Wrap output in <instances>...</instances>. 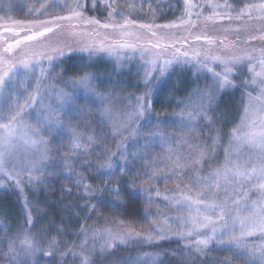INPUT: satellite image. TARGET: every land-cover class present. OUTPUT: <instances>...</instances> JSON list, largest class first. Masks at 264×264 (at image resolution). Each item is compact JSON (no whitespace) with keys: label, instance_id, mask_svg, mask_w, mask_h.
Listing matches in <instances>:
<instances>
[{"label":"snow or ice","instance_id":"obj_1","mask_svg":"<svg viewBox=\"0 0 264 264\" xmlns=\"http://www.w3.org/2000/svg\"><path fill=\"white\" fill-rule=\"evenodd\" d=\"M104 2L111 9L108 22L85 16L82 0H44L39 7L30 9L36 17L34 19H0V187L5 186L6 178L23 191L22 184L42 183L50 166L61 165V174H66L69 179L74 175L73 183L91 198L96 190L85 182L78 165H86L89 170L112 178L113 158L118 156L124 162L120 171L129 175L127 141L135 142L144 136L145 149L156 144L166 147L158 156H151L148 151L131 153V162L134 165L136 160L141 161L147 180L124 182L130 201L126 207L131 211L136 198L143 193L144 202L148 205L144 210L145 218L155 216L156 219H153L152 227L145 230H137L124 221L113 225L106 223L100 228L82 226L77 234V251L75 244H65L62 248L55 237L42 241L38 238L39 233L33 234V216L25 200V224L16 230L15 235H9L10 230L0 225V262L39 264L42 255L53 260L59 258L60 264H66L69 257L74 264L77 260L79 264H102L97 257L105 253L111 255L117 242L119 245L154 246L160 241H172L177 244V248L171 250L172 254L182 256L192 264L206 258L213 250L234 252L246 264H264V48L239 52L234 51L235 45H225V54L215 52L211 47L191 53L182 52L174 44L165 42L174 40V33L171 36L159 35L155 29L195 26L191 19V9L195 5L190 0H184L189 18L179 24L165 25L138 24L124 17L123 13H119L123 22H116L115 0ZM209 6L213 9L230 7L227 3ZM57 8L66 14L39 18ZM216 15L219 13L206 17V22L214 21ZM227 19L246 22L264 19V0L246 4L235 17L229 14ZM136 28L146 30L155 38L147 41L150 47L129 41V38L141 40L140 33L132 30ZM65 29L68 36L85 37L87 42L76 49L66 40L53 39L64 34ZM101 30H104L103 34ZM109 31L119 38L110 39ZM259 31V36L248 39L264 41V29ZM201 39L209 45L215 44L208 36L195 37L197 41ZM170 49L173 50L171 58H168ZM73 51L88 53L90 60L99 53H105L115 58L118 65L139 55L144 69L145 92L134 98H124L127 99L126 109L117 111L115 102L121 97L98 92L93 73L85 72L79 77L63 79V59ZM174 64H192L198 71L210 73L212 83L204 90L197 89L201 95L195 102L177 101L181 105L180 110L161 118L152 111L153 90L164 83ZM214 65L220 71H216ZM244 66H247L250 76L237 85L233 76L242 74ZM57 77L61 84L71 87L78 95L58 87ZM236 88H254L257 91L256 95L251 91L244 93L247 98L244 114L228 134L223 164L210 167L203 174V165L216 159L222 129L216 128L214 135L209 134V144L207 139L199 138L201 121L211 128L216 118L209 113L214 111L222 94ZM81 95L85 101L83 105L77 103ZM92 109L99 112L101 124H107L113 139L122 141L115 145V151L103 136H98L96 130L84 131L89 125L84 117L90 115ZM33 118L36 123H29ZM169 123L182 131L144 133L147 124L163 129ZM48 137L59 141L67 138L68 143H57L54 149ZM94 146L100 148L95 153V164L90 159L93 153L89 151ZM173 177L176 178V189L172 194H165L163 199L168 207L177 211V215L170 216L160 211L152 213L150 208H158L153 204V191L156 197H160L161 192L148 181H167ZM185 180L187 183H182ZM106 190L115 191L119 196L118 187ZM91 208L95 209L96 204H91ZM252 237H257V240L250 239ZM164 259L160 252H147L112 264H164ZM212 264L216 261L213 260Z\"/></svg>","mask_w":264,"mask_h":264},{"label":"trees","instance_id":"obj_2","mask_svg":"<svg viewBox=\"0 0 264 264\" xmlns=\"http://www.w3.org/2000/svg\"><path fill=\"white\" fill-rule=\"evenodd\" d=\"M86 1V14L92 17L97 15L100 18L105 17L101 15L99 10H93L90 5L91 0ZM180 16V12H178L172 19L167 18L166 20H173L172 22L177 23ZM219 25H195L190 28L192 33L191 39L198 35L201 37L208 36L215 41L212 47H217L215 50H219L218 52H222L219 49L220 45H235L243 51L264 48V41L260 39H248L250 36L260 35L259 30L264 29V19L250 22L246 26L242 24H237V26L235 23H231L232 26L225 25L224 28L222 25ZM236 28L240 30H233ZM226 29L228 30L226 31ZM176 31H182V34H185L187 30L178 27ZM196 42L209 46L204 39L196 40ZM97 60L100 62L99 64L91 65V61L93 60L92 58L91 60L89 59V55L71 54L65 56L63 59V79L68 80L69 78L79 77L85 72L95 74L107 73L111 66L102 59L98 58ZM194 70L195 68L193 67H177L166 77L162 85L154 89V103L152 105L154 113H158L163 118L168 113L180 110L181 105H178L177 101L192 102L197 99L199 82L193 74ZM57 72H59V69H57ZM241 72V78L246 77V70L244 68L241 69ZM57 80L60 81V78L57 77ZM237 81H240V79ZM97 91L110 94L109 88L105 85H101L100 88H97ZM242 92L241 88H237L233 92H226V94L221 95L218 106L212 114L216 119H214L211 128L201 121L200 127L202 131L199 138L202 140L207 139L209 144L211 143L209 134L214 135L216 128L222 129V141L221 146L217 149L216 159L210 163H205L203 170H209L210 167L215 168L224 158L223 149L227 146L225 132L233 124L232 121L237 113L238 100ZM84 102V98L81 95L77 103L83 105ZM98 113V111L92 109L90 115H87L84 119L89 121L90 129L99 132L103 128H101L100 121L96 118ZM81 126L84 127L83 125ZM166 128L172 133L181 131V129L173 126L171 123L167 124ZM85 129L88 131V127ZM156 145L153 148L145 149L144 145L138 144L130 148V154L137 151H148L151 156H158L161 153ZM60 168L61 166L59 165L55 167L50 166L45 171L42 183L32 185L25 183L21 186L23 191L17 188L14 182H10L3 188H0V225L9 229V233H16V230L25 224V200H27V206L31 209L34 221L33 234L39 233L40 236L38 238L42 241L55 237L59 240L62 248L65 244H75V247L77 246L79 243L77 234L80 233L82 226L100 228L106 226V223L107 225H112L120 221L131 224V226L136 228H148L152 226L154 216L145 218L144 210L148 208V205L144 202L145 195L143 193L136 198L131 211L126 207L130 201L128 199V189L124 182L136 180L139 183L141 180H147L141 169L140 160H136L134 165L131 161L128 163L127 171L130 173L129 175H124L117 169L112 171V178L85 168L83 170L84 176L88 184L96 190L95 195L91 198L83 196L84 193L80 192V188L78 189L73 183L75 178L72 176L69 179L66 174H61ZM138 170L139 174H137ZM148 182H155L156 185L154 184V186L161 189L166 184V186H172L171 182L165 183L163 180ZM117 187L120 190L119 196L116 195L115 191L106 190ZM89 199H91V204H96L95 209L91 208ZM118 204L121 206L116 207L115 205ZM149 211L152 212V208ZM61 232L63 235H61ZM175 248H177V244L172 241H161L158 245L154 246L146 244L116 246L111 250V255L105 253L103 256H98L97 258L102 264H112L113 261H119L128 256L136 257L147 252H160L166 258L164 259V264H192V262L184 260L182 256L173 255L171 250ZM39 258V264H60L59 258L53 260L50 257L46 258L42 255ZM236 259H232V257L223 252L213 250L206 258L196 261L195 264H212L213 260L216 261V264H242V261Z\"/></svg>","mask_w":264,"mask_h":264},{"label":"rangeland","instance_id":"obj_3","mask_svg":"<svg viewBox=\"0 0 264 264\" xmlns=\"http://www.w3.org/2000/svg\"><path fill=\"white\" fill-rule=\"evenodd\" d=\"M42 2H44V0H0V19L22 20V21H28V20L34 19L36 17L30 12V9L33 7H39V4ZM82 2L84 3L83 11H84L85 16L92 17V16H89L88 14H86V12H85V10H87V1L82 0ZM107 2L111 3V0H107ZM190 2L193 5H195V7H193L191 9V12H192L191 19L193 21H195V25L211 24L213 26H216V25L220 24L219 26L222 25V27H224L225 25L232 26L231 23H235V25L242 24L243 26L250 24V22L240 21V20H236V19L228 20L227 16L229 14H231L233 17H235L237 15V13H239V11L245 7L246 4L258 3L259 0H190ZM225 3H227L230 7L227 9L223 8V7L218 8V9H213L212 7L209 6L210 4L224 5ZM90 5L94 11L99 10L101 12V15L105 16V17L100 18L97 15L95 17L93 16V18H96V19L100 20L101 22H108L109 21L108 12L111 9L107 7V3H105L104 0H95V5H93V0H91ZM130 5H131V7H130ZM113 7H115L117 10V15L115 17V20H116V22H119V23L123 22V19H122L121 15H119V13H123V16L126 17L127 19L137 21L138 24H148V25H165V24L174 23V22H172L173 20L167 21L166 19L167 18L172 19L175 16V14H177L178 12H180V15H181L178 22H177L178 24L181 20H186L189 18L187 15L188 9L186 8L184 0H115ZM214 13H219V15L214 16V21H207L206 22L205 18L208 16H213ZM64 14H66V11H61L59 8H57L54 12H49L46 15L40 16L39 18L40 19H47V18H50L52 15H64ZM258 20H262V19H254L251 22L258 21ZM225 23H227V24H225ZM180 27L187 30L185 34H182V31H176L177 28H175V29L159 28V29H155V31H157L159 35L171 36V34L174 33L175 39L174 40H168L165 42L174 44V47L179 48L182 52L188 51L189 53H191L194 50H203V49L209 48V47L213 48V50L215 52L219 51V50H217V51L215 50V48H217V47H212V45L206 46V44L202 45L199 42H196L195 38L191 39L192 33L190 31V28H192L193 26L181 25ZM89 30H91V29H89ZM132 30L139 32L141 35L140 41H136L134 38H129L130 42L136 43V44H138V46L148 48V47H150V45L147 43V41H149V40L154 41L155 40V38L152 37L151 34L149 32H147L146 30H141L138 28L132 29ZM101 32L103 34L104 30H101ZM66 33H67V29H65L64 34L57 35L56 37H53V39L54 40H66L68 43H70L72 45L73 48H76V49L81 47L83 45V43L87 42V38H85V37L72 38V37L68 36ZM108 35H109L110 39H118L119 38L117 35L112 34L110 31H109ZM194 37H196V36H194ZM100 38L102 39L103 35ZM224 47L225 46L220 45L219 49L222 52H218V53L225 54L224 53ZM172 50L173 49L169 50L168 58H171ZM234 51L242 52L243 50H241L238 47H235ZM71 54L89 55L88 53L73 51L71 53H67L65 56H68ZM98 58L104 60V62L109 64L111 67L107 73H101V74L93 73L96 76V81H95L94 86L96 87V90H97V88H100L101 85H105L106 87L109 88V92L113 97L120 96L121 99L119 101L115 102V104H117V106H115V109L117 111H124L127 107V99H124V98H134L135 96L143 95V93L145 92V89H146V86L143 82L144 69L141 67L140 57H139V55H137L133 60H131V61L126 60V61H123L122 65H118L115 58L110 57L105 53H99V54L92 57L93 61H91L92 62L91 65L99 64L100 62H98V60H97ZM146 58H151V57H146ZM177 67H193V65L192 64H184V65L174 64L169 69L167 76ZM213 67H215L216 71H220V68L218 66L214 65ZM193 68H195V67H193ZM243 68L246 70V72H245L246 77H249L250 73H248V71H247V66H244ZM193 74L198 79L200 90H204L206 88V86L211 85L212 79H211L210 73H206V71H203V70L198 71L197 68H195ZM166 77H165V79H166ZM246 77L241 78L240 74H236L233 76V80L237 85H239L243 82V80ZM238 79H240V81H237ZM56 82H57V86L60 88H63L64 91L71 93L74 96L78 95L77 91L73 90L71 87H68L64 84H60L58 80H56ZM128 89H129V91H128ZM241 89L243 92H242V95L240 96V98L238 100V103H239L238 109H237V113L235 114V118L232 121L233 124L225 132L226 133L225 137L227 139V143H228V134L231 132V130L234 127H236L240 123L241 118L244 114V107H245V104L247 103V98H246V96H244L245 91H251L253 95H256V91H257L254 88H248V89L241 88ZM234 90L235 89H229L227 92H233ZM200 95H201V92H198L197 99L199 98ZM220 98H221V96H220ZM220 98L218 99V102H219ZM195 101H192V102H195ZM218 102H217L215 108L218 106ZM133 103H134V99H133ZM209 114L212 115L213 112H211ZM99 116H100V114L98 113L96 115V118L98 120H99ZM29 123L35 124L36 123L35 118L31 119L29 121ZM99 123L101 125V128H103V129H101L99 132L97 131L98 136H103L107 145L109 147H111L113 151H115V145L118 143H122V141H120L119 139H115V140L113 139V136L111 135V133L109 131V127L107 126L106 123L105 124H101V122H99ZM142 124H143V122H142ZM93 130L94 129H90L89 125H88V131L84 128V131H86V132H90ZM160 130H163V131L168 132V133H172V132L168 131L166 126L163 129H157L154 124H147L144 127V133L145 134H147L149 131H160ZM181 131H182V129H181ZM174 133H177V132H174ZM48 139H49V142H50V144H52L54 149H55V146L57 143L64 144V145H67V143H68L67 138H65L62 141L57 140L55 137H48ZM143 141H144V136L138 137L135 142H132L131 140L127 141L129 162L131 161L130 148L133 146H136L138 144L144 145ZM156 146H157L160 153H163L164 149L166 147V146L162 147L159 144H157ZM89 151H91L93 153V155L90 157V159L92 160L93 164H95V162H96L95 153L99 152L100 148L94 146ZM53 154L58 155L55 152ZM113 159L115 161V166L111 171H115L117 169L120 170V168L124 166V162L122 160H120L118 156L114 157ZM223 162H224V158L221 160V162H219V164L216 167H219L220 165H222ZM59 166H61V165H59ZM85 168H88V167L86 165H83V166L78 165V170L80 172H82L83 174H84L83 170ZM127 168H128V164H127ZM207 172H208V170H203V174H206ZM73 177L75 178L74 175H73ZM107 180H108V178H107ZM159 180L161 181L163 179H159ZM10 182H13V181H8L5 178V185L10 183ZM85 182L88 183L87 179ZM163 182H165V183L171 182L172 186H166L167 185L166 184V185H164V187H162V189L154 186V189H158L161 192V196L156 197L154 194V191H153V204L158 205V208L155 206L152 207V213H156L157 211H160L162 213H167L170 216H175V215H177V211L174 208H170L167 206V202L164 201L163 196L165 194H172L175 191V189H176V178L173 177L172 179L167 180V181L163 180ZM182 183H187V181L185 180ZM151 184L154 185L155 182H151ZM3 187H0V188H3ZM80 192L84 193L83 196H87L82 188H80ZM252 195L254 198V194H252ZM154 219H156L155 216H154ZM173 226L175 227V225H173ZM151 227H148V228L137 227V230H145V229H149ZM9 235L14 236L15 232L9 233ZM250 239L257 240V237H252ZM132 245H139V244L119 245L117 242V246H132ZM97 247H98V245H97ZM76 250L77 251L79 250V243L76 246ZM217 251L225 253L226 255L232 257V259L237 258L236 254L234 252H230L227 250H217ZM236 260H240V261H242V264H246V261L243 259L237 258ZM0 264H2V262H0ZM66 264H74V262L69 257V258H67ZM75 264H79V260H77L75 262Z\"/></svg>","mask_w":264,"mask_h":264}]
</instances>
